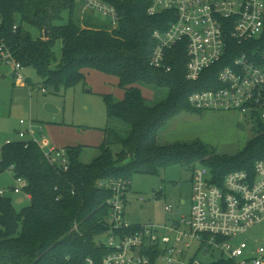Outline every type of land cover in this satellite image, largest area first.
Listing matches in <instances>:
<instances>
[{"label":"trees","instance_id":"16d2710c","mask_svg":"<svg viewBox=\"0 0 264 264\" xmlns=\"http://www.w3.org/2000/svg\"><path fill=\"white\" fill-rule=\"evenodd\" d=\"M114 3L120 11L116 29L101 26L90 17L77 19L76 0H0L1 36L24 68H34L44 86L55 92L86 83V69L118 78L125 95L122 100L104 96L107 116L128 126L126 132L110 127L102 130L100 155L89 164L80 160L81 146L65 148L70 160L67 171L51 165L35 143L26 147L25 142L15 141L2 147L0 174L14 167L15 178L27 181L25 191L31 199L19 209L12 198L0 197V264H87L88 259L102 264L111 250L102 243L110 232L107 202L111 192L100 187L104 180L123 179L130 186L134 175L159 176L171 165L202 163L210 167L213 182L222 184L230 172H251L257 161H264L261 124L256 136L233 159L200 142L160 143L159 135L167 123L180 112L192 110L189 96L218 87V72L233 57L206 70L200 81L189 82L188 57L181 44L168 53L172 71L156 69L150 65L153 33L167 30L176 20L175 13L150 16L152 0ZM58 42L62 43V58L53 66ZM142 88L167 90L168 96L150 105ZM117 145L122 150L114 155L111 148ZM210 264L236 263L221 257Z\"/></svg>","mask_w":264,"mask_h":264},{"label":"built area","instance_id":"2783aa9c","mask_svg":"<svg viewBox=\"0 0 264 264\" xmlns=\"http://www.w3.org/2000/svg\"><path fill=\"white\" fill-rule=\"evenodd\" d=\"M114 1L82 0L83 12H97L116 29L120 11ZM164 11L174 12L176 20L167 30L153 33L155 47L150 65L171 72L168 53L182 44L188 57L186 80L198 82L206 70L220 65L230 55L231 63L218 72V87L193 92L188 98L190 108L203 113L239 112L247 121L264 120V0H152L150 16ZM2 24L0 19V68H11L10 76L16 84L25 85L24 67L2 38ZM17 28L14 26V31ZM232 48L235 50L229 52ZM36 133L31 127L18 135L26 147L37 144L51 165L69 170L65 149H44ZM41 138L45 139V135ZM13 168L6 171L12 172ZM15 180L11 190L30 201L31 195L25 191L27 181L20 177ZM191 182L192 208L188 217L177 212L178 218L173 217L165 225L134 226L125 219L129 182L102 181L100 187L111 192L107 202L110 232L102 241L111 250L102 264H203L199 257L214 253L236 264H264L263 246L234 243L237 237L264 221V161H257L251 172H230L222 184L214 183L213 174L206 168L194 167ZM158 194L155 198L161 195ZM0 197H6L4 190H0ZM165 211L173 210L166 206ZM87 264L95 262L88 259Z\"/></svg>","mask_w":264,"mask_h":264},{"label":"rangeland","instance_id":"374dc122","mask_svg":"<svg viewBox=\"0 0 264 264\" xmlns=\"http://www.w3.org/2000/svg\"><path fill=\"white\" fill-rule=\"evenodd\" d=\"M83 10L82 0H76L77 19L90 17L101 26L112 27L108 18L92 10L85 12ZM67 15L68 13H65V17ZM32 32L37 36L36 31ZM54 51L56 60L53 66H56L62 58L61 42L57 43ZM3 70L9 75L4 79L0 77V148L7 140L12 142L20 140L18 130L21 128V120H24L26 122L24 129L29 130L33 127L37 132L35 136L41 139L44 149L51 147L63 149L66 144H75L82 147L81 162L89 164L100 155L98 147L102 143V130L107 127L122 132L128 130V126L120 120L108 119L104 96L115 95L120 92V88L113 82L105 81L103 76H98L103 75L102 73L91 74L86 83H78L74 88L55 92L53 87L44 86L43 79L32 67L24 68L22 71L27 86L16 85L15 79L10 76L11 68H0V75ZM43 89L46 91L43 92ZM148 92L151 93L148 94L150 105H155L168 96L167 90L148 89ZM49 104L58 112H48L46 105ZM260 124L264 129V120L247 121L239 112L203 113L188 109L167 123L159 135V140L164 145L200 142L209 150L216 151L218 155L233 159L237 158L256 136ZM40 125L44 127L43 133L37 129ZM31 133L30 130L29 138L33 136ZM42 134L45 135V139L41 138ZM111 149L116 155L122 147L117 145ZM196 167L206 168L211 173L210 167L206 164L199 163ZM193 169L194 167L171 165L159 176L134 175L127 196L126 221L134 226L165 225L173 217L178 218L177 212L188 217L192 208ZM14 185L16 180L11 171L0 174V190H4L5 196L11 197L15 202L23 195L14 194L11 190ZM156 193L161 195L155 198ZM29 204L30 201L25 199L23 204L16 206L20 209ZM166 206H170L173 211L166 213ZM241 242L248 243L250 247H264V221L234 240L235 244ZM220 258L219 253H214L200 256L199 260L203 264H210Z\"/></svg>","mask_w":264,"mask_h":264},{"label":"crops","instance_id":"0c3cea01","mask_svg":"<svg viewBox=\"0 0 264 264\" xmlns=\"http://www.w3.org/2000/svg\"><path fill=\"white\" fill-rule=\"evenodd\" d=\"M2 69H4V68H2ZM89 71V72H88ZM4 73H5V71L3 70L2 71V73H1V75H0V77H2V79H4L6 76H4ZM84 73H85V75H86V79L87 78H90V75L92 74V75H94V74H96V73H101V72H98V71H95V70H90V69H86V70H84ZM103 75H98V76H103V78H104V80L105 81H110V82H113V83H115V85L116 86H118V84H119V79L118 78H116V77H114V76H110V75H107V74H104V73H102ZM112 78H114V79H112ZM25 79V78H24ZM25 85L24 84H21V85H19V86H27L28 85V83H27V80H25ZM17 85V84H16ZM119 87V86H118ZM142 92H143V95H144V97L146 98V99H148V94L150 95L151 93L150 92H148V89H145V88H142ZM148 92V93H147ZM146 93V94H145ZM112 94V93H111ZM113 96H115L116 97V99L117 100H122L123 98H124V95H125V92L123 91V90H121L120 89V92H117L115 95L114 94H112ZM20 126H21V128L18 130V132L19 131H21V130H25L24 128L26 127V123H25V125H21V123H20ZM38 128L37 129H39V131H40V129H44V127L43 126H37ZM38 131V130H37ZM41 133H43V130L41 131ZM44 135V134H43ZM7 141H9V140H7ZM7 141L5 142V144L4 145H6V143H7ZM18 141H20V140H18ZM102 141H103V134H102ZM3 147V146H2ZM67 147H76V145L75 144H66L65 145V147L63 148V149H65V148H67ZM1 149L2 148H0V152H1ZM14 175V174H13ZM14 178H15V176H14ZM12 189V188H11ZM11 198V197H10ZM17 199H20V198H17ZM167 223H168V221H167ZM166 223V224H167Z\"/></svg>","mask_w":264,"mask_h":264},{"label":"water","instance_id":"95a60500","mask_svg":"<svg viewBox=\"0 0 264 264\" xmlns=\"http://www.w3.org/2000/svg\"><path fill=\"white\" fill-rule=\"evenodd\" d=\"M46 110L48 112H50V113H57L58 112V110L55 109V107L52 106V105H50V104L49 105H46ZM23 203H24V199L23 198L17 199L15 201V204H18V205L23 204Z\"/></svg>","mask_w":264,"mask_h":264}]
</instances>
